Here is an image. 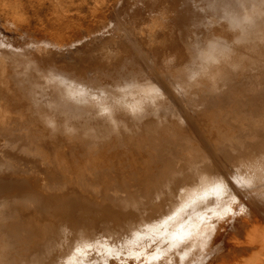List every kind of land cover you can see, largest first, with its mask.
<instances>
[{
    "label": "bare ground",
    "instance_id": "6f19581e",
    "mask_svg": "<svg viewBox=\"0 0 264 264\" xmlns=\"http://www.w3.org/2000/svg\"><path fill=\"white\" fill-rule=\"evenodd\" d=\"M240 2L173 1V45L79 79L47 51L0 59V264H79L81 238L84 264H264V0Z\"/></svg>",
    "mask_w": 264,
    "mask_h": 264
},
{
    "label": "rangeland",
    "instance_id": "374dc122",
    "mask_svg": "<svg viewBox=\"0 0 264 264\" xmlns=\"http://www.w3.org/2000/svg\"><path fill=\"white\" fill-rule=\"evenodd\" d=\"M173 1L0 0V59L4 60L6 58L5 61H7L26 57L30 52L42 54L47 51L54 56L51 55L52 59L54 58V63L56 61L57 63L65 62V69H68L65 72L69 77L82 78L81 75L74 77L78 68L79 72L82 71L81 65H84L83 69H85L86 66L95 64H92V62L95 59L97 60V58L106 59L104 61L107 62L109 57L113 53L115 54L116 49V53H119L117 55L124 57V52H127L126 56L129 55L128 48L131 45L133 47L131 46V49H129L130 54L134 52V46L138 48L151 47L150 45H153V41L156 40L161 43L158 45L162 50L165 45L170 46L172 39L165 36L169 40H163L165 38L161 39L159 34L165 32L166 26L163 18L169 19L167 17L170 11L169 6ZM155 4L156 6L152 8V5ZM170 15L172 17L171 13ZM166 25L168 24L166 23ZM141 39L143 40L141 41ZM162 40L163 42L168 41L165 42L168 45H164ZM180 40H175L177 43L174 41L176 43L174 44L175 48H180L184 45ZM169 41L171 42L169 43ZM103 45L105 50L102 51V54L99 48ZM38 50L41 52L39 53ZM165 51L164 54L166 53ZM122 52L124 55L120 56ZM133 56L131 59L137 58L139 54ZM109 63L111 64L112 62ZM85 73H89V71ZM76 74H78V71ZM116 75L121 77V75L113 74L114 78L112 75V78L108 77L111 78V82L117 79ZM87 78L89 79L90 76ZM100 78L102 80L97 78L99 82L104 80V82L110 83V80L106 77L100 76ZM90 82L93 81L90 80ZM58 146V143H56V147ZM203 197L201 196L200 199H203ZM202 205L204 204L192 206L190 209L192 210ZM149 250L147 249L146 251ZM254 255L258 258V249L249 252L244 258H237V260L242 259L240 264H253L257 258L252 262L249 260ZM211 259L209 257L206 261ZM237 260L231 263L230 259L225 264H236Z\"/></svg>",
    "mask_w": 264,
    "mask_h": 264
},
{
    "label": "snow or ice",
    "instance_id": "6c2138e0",
    "mask_svg": "<svg viewBox=\"0 0 264 264\" xmlns=\"http://www.w3.org/2000/svg\"><path fill=\"white\" fill-rule=\"evenodd\" d=\"M232 2H235L239 7H244V5L240 2V0H232ZM230 6V5H229ZM227 15V14H226ZM245 23H250V20L248 18H245ZM233 26L234 27H239V24L236 22L235 19H233ZM228 51L227 45L225 44L222 48L220 49H213V52L216 56H218L220 59H223L226 57V53ZM204 57H206L205 63H202L199 65L200 68V73L197 74H204L206 73L209 69L207 67V63L210 62L211 64H217L219 63V59H214L212 56H209L207 53L203 54ZM51 76V74H48ZM193 79L195 78L194 76L192 77ZM58 79V78H54ZM83 95V93H80ZM148 95H152V93H148ZM114 105H120V101L117 99L113 101ZM105 115H110V113L105 110ZM260 164H261V171L264 172V157H261L260 159ZM172 217L169 216L167 219L163 221V224H167L168 220H171ZM163 224L161 226H163ZM96 243H99L97 240ZM93 247V244L89 241H85L82 238L77 239L71 242L70 247H69V253H68V258L69 260H74L76 256H80V262L79 264H84V259L86 258L88 254V250ZM62 264H68L67 261H63ZM88 264H95L94 260H89Z\"/></svg>",
    "mask_w": 264,
    "mask_h": 264
}]
</instances>
